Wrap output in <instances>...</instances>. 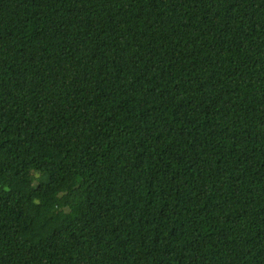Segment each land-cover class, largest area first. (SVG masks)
<instances>
[{"label":"trees","instance_id":"trees-1","mask_svg":"<svg viewBox=\"0 0 264 264\" xmlns=\"http://www.w3.org/2000/svg\"><path fill=\"white\" fill-rule=\"evenodd\" d=\"M0 264H264V0H0Z\"/></svg>","mask_w":264,"mask_h":264}]
</instances>
